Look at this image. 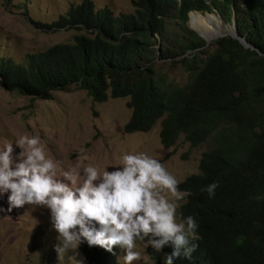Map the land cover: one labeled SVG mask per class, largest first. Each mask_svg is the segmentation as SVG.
<instances>
[{
  "label": "trees",
  "instance_id": "1",
  "mask_svg": "<svg viewBox=\"0 0 264 264\" xmlns=\"http://www.w3.org/2000/svg\"><path fill=\"white\" fill-rule=\"evenodd\" d=\"M134 10L114 14L93 0L71 3L50 30H80L71 41L27 53L0 55V85L32 97L76 84L97 102L128 97L127 132L147 131L160 119L161 143L182 133L191 146L206 140L198 171L179 183L189 193L177 217L193 216L200 236L191 259L174 264H264V0H131ZM214 11L243 38L206 40L189 24V12ZM197 14L190 12L191 20ZM37 26V27H40ZM181 65V80L162 66ZM161 67V69H160ZM219 181L215 197L204 189ZM163 264L165 247H151ZM84 264H120L99 246L79 247ZM52 260L49 263L51 264Z\"/></svg>",
  "mask_w": 264,
  "mask_h": 264
},
{
  "label": "rangeland",
  "instance_id": "2",
  "mask_svg": "<svg viewBox=\"0 0 264 264\" xmlns=\"http://www.w3.org/2000/svg\"><path fill=\"white\" fill-rule=\"evenodd\" d=\"M78 1L0 0V55L21 61L29 52L42 50L56 42L71 41L80 30H50L33 21L50 23L71 3ZM93 1L95 7L106 5L114 14L134 10L131 0ZM190 12H197L203 18L199 20L195 14L192 20L190 16L189 23L200 25L203 31L210 28L215 33L212 39L221 32L233 30V24L225 23L214 11ZM209 16L213 19L208 24L206 19ZM162 69L176 80L183 79L186 74L179 64L166 63ZM50 94L51 97L46 99L32 97L0 85V150L12 143L16 155L20 151L15 145L18 137L39 135L48 155L60 162L59 176L78 162L80 170L92 163L101 171L106 168L112 171L113 166L120 164L122 154L143 151L164 163L179 181L198 171L199 157L210 143L206 140L191 146L181 133L173 145L166 147L160 141V119L147 131H125L124 125L131 114L126 104L128 97H108L97 102L76 84H70L64 90H52ZM82 149L90 160H78ZM8 208L7 194L0 195V209H4L0 211V264H47L50 260L51 264H77L82 258L80 250L78 256L69 252L58 258L54 248L58 233L52 228L49 209L32 205L11 211H7ZM137 250L142 254L141 260L133 264H145L151 260V251L143 246L142 241H137ZM123 254L119 249L120 264H123Z\"/></svg>",
  "mask_w": 264,
  "mask_h": 264
},
{
  "label": "clouds",
  "instance_id": "3",
  "mask_svg": "<svg viewBox=\"0 0 264 264\" xmlns=\"http://www.w3.org/2000/svg\"><path fill=\"white\" fill-rule=\"evenodd\" d=\"M15 145L20 149L16 155L12 143L0 150V195L8 196L7 211L25 205L50 210L58 258L69 252L78 256L84 242L114 256L121 249L123 264L141 260L137 241L157 252L170 247L163 264L191 259L198 249L196 219L177 217L179 202L189 193L179 189L180 180L156 157L126 152L112 171L92 163L80 170L78 162L59 176L60 162L48 155L39 135H22ZM81 152L79 161L90 160ZM218 187L216 181L204 191L214 198ZM77 264H84L83 259Z\"/></svg>",
  "mask_w": 264,
  "mask_h": 264
},
{
  "label": "bare ground",
  "instance_id": "4",
  "mask_svg": "<svg viewBox=\"0 0 264 264\" xmlns=\"http://www.w3.org/2000/svg\"><path fill=\"white\" fill-rule=\"evenodd\" d=\"M212 17L211 16H209L207 19H206V22L208 21V24L209 23H211V21H212ZM205 20V19H204ZM204 23L205 22H203V26H204ZM196 29H198L208 40H211L213 37H214V32L210 29V28H208V29H204V31H203V29L202 28H200L199 26L200 25H193ZM209 27V26H208Z\"/></svg>",
  "mask_w": 264,
  "mask_h": 264
},
{
  "label": "water",
  "instance_id": "5",
  "mask_svg": "<svg viewBox=\"0 0 264 264\" xmlns=\"http://www.w3.org/2000/svg\"><path fill=\"white\" fill-rule=\"evenodd\" d=\"M189 18H190V15H189ZM190 24V26L193 28V29H195L198 33H199V35H201L205 40H206V43H208L209 42V40L198 30V29H196L191 23H189ZM226 34H231V35H233L234 37H237V38H240V40L243 42V44H245L246 45V43H245V41L243 40V38L242 37H240L237 33H236V31L233 29L232 31H229V32H227V31H224V32H221L218 36H216V37H219V36H223V35H226Z\"/></svg>",
  "mask_w": 264,
  "mask_h": 264
}]
</instances>
